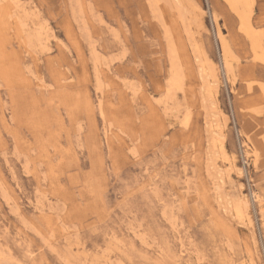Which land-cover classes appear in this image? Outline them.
<instances>
[{
    "label": "rangeland",
    "instance_id": "1",
    "mask_svg": "<svg viewBox=\"0 0 264 264\" xmlns=\"http://www.w3.org/2000/svg\"><path fill=\"white\" fill-rule=\"evenodd\" d=\"M0 264H264V0H0Z\"/></svg>",
    "mask_w": 264,
    "mask_h": 264
},
{
    "label": "bare ground",
    "instance_id": "2",
    "mask_svg": "<svg viewBox=\"0 0 264 264\" xmlns=\"http://www.w3.org/2000/svg\"><path fill=\"white\" fill-rule=\"evenodd\" d=\"M225 1V0H224ZM231 4H233V6H237V4H239L242 0H229ZM244 1V0H243ZM214 15V14H213ZM240 21V20H239ZM219 38V37H218ZM251 44V43H250ZM222 48V47H221ZM223 51H224V56L227 57L228 53H229V48L227 46V44L223 43ZM223 60V59H222ZM170 76V75H169ZM180 90V89H179ZM246 198V197H245ZM244 200V199H243ZM248 203V202H247ZM249 215V214H248ZM253 219V218H252ZM16 220V219H15Z\"/></svg>",
    "mask_w": 264,
    "mask_h": 264
}]
</instances>
